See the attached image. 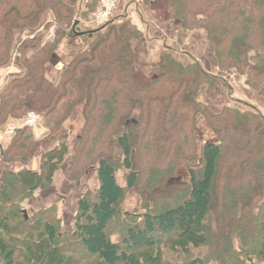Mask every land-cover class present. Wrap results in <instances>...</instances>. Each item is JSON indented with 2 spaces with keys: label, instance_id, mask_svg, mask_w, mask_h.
<instances>
[{
  "label": "trees",
  "instance_id": "trees-1",
  "mask_svg": "<svg viewBox=\"0 0 264 264\" xmlns=\"http://www.w3.org/2000/svg\"><path fill=\"white\" fill-rule=\"evenodd\" d=\"M143 1L164 4L174 29L202 31L217 74L195 61L182 64L172 51L161 53L145 73L137 52L143 33L126 14L87 30L43 108L49 132L40 146L48 148L59 135L57 146L43 153L40 172L24 165L0 175V264H264V115L249 105L211 112L198 100L202 86L221 83L232 100L223 79L232 72L264 99V0ZM77 10L63 0H0V63L9 58L16 33L35 31L46 21L64 28ZM40 38L22 64L27 74L0 95V126L26 117L61 41ZM202 117L211 140L196 124ZM79 118L71 164L78 163L77 170L96 164L98 189L78 201L75 227L63 228L53 206L26 215L23 204L53 184L68 155L64 122ZM29 128L16 130L4 159L26 153V164L34 144ZM113 148L120 160L102 157ZM120 169L127 171L124 186L117 180ZM180 169L189 179L172 185ZM127 190L139 192L145 211L112 240Z\"/></svg>",
  "mask_w": 264,
  "mask_h": 264
},
{
  "label": "rangeland",
  "instance_id": "rangeland-1",
  "mask_svg": "<svg viewBox=\"0 0 264 264\" xmlns=\"http://www.w3.org/2000/svg\"><path fill=\"white\" fill-rule=\"evenodd\" d=\"M83 1V0H82ZM119 1V0H118ZM122 1H126L129 2L130 4H143L146 6V4H144V1L142 0V2H133V1H129V0H122ZM85 4H83L82 9L81 8H77L80 9L77 10L78 12H76V17H74V19L71 21V23L69 22V24H67V26H64V28L57 22L52 21L53 23H55V30H54V38L52 41H50V43H52L55 40H61L63 38V34L66 35L68 37V33L71 30L72 26H73V21H79V23L81 21H86L89 16H91L96 8L99 5V0H85ZM68 5V4H67ZM70 6V5H69ZM148 8H150V6H148ZM151 9H154L155 13H162V16L159 15H154L155 17H157L158 19H168L167 15H166V10L164 7V4L159 3L157 4L155 7H151ZM165 13L166 16H163V14ZM123 16V15H122ZM122 16L117 17V19H121ZM169 21V20H168ZM133 24V23H132ZM177 30H181V29H177ZM184 32H188L187 30H181ZM27 33H34V31H26ZM47 33V30L45 32V34ZM44 34V36H45ZM42 38V37H41ZM44 38V37H43ZM65 38V37H64ZM63 38V39H64ZM67 39V38H66ZM73 39V37H72ZM84 43V40H82ZM205 41L207 42V40L205 39ZM208 43V42H207ZM83 45V44H81ZM174 45V50L172 51V53L174 54L175 57L178 58V60L184 64L187 65L193 61L200 63V65L203 67V69L209 73V74H217L218 72V67H217V60L215 58V56H211L210 59H208L207 61H203L201 60V58H197L194 56V58L191 59V61L189 62H185V60H183L182 58H180V53L181 51L185 50L184 48V42L181 39V41L178 42V46L183 47V50L180 47L175 46L176 44L173 43ZM208 45V44H207ZM34 45L31 46H24L21 50L22 53L20 54L17 63L19 66H21V68L23 69V65L25 66V64L27 63V61H29L27 58L31 56V54L33 52L36 51V48L34 47ZM80 47V46H79ZM82 47V46H81ZM69 49H71L69 47ZM69 49H67L65 51L64 54H62L60 56L59 59H57L56 61H54V65L52 67H49L48 65L46 66V73L44 76V80L42 81L41 86L43 85L44 81L47 79L49 82H47L46 84H44L47 88H45L43 86V88L41 89L46 90L45 92V96L46 99L48 98L49 101H46L44 103V105L41 104V99L39 98L36 100H34V96L32 97V99L27 103L29 104L30 110L28 111V113H32V112H37L40 113L41 115L44 114V110L43 108L45 106H47L49 104V102L51 101L53 94L55 92V85L58 81L57 77L59 75V73L61 72V70H63V68H65L70 62L71 60L74 58V56L76 55V52L69 54ZM68 52V54L66 55V53ZM167 52V51H166ZM170 53V52H169ZM23 54V55H22ZM60 54V53H59ZM66 55V56H65ZM139 58V57H138ZM8 58L5 61H2L0 63H6ZM57 63H61L62 69L58 68V65H56ZM23 64V65H22ZM24 71V75L27 74V70L23 69ZM151 73V72H150ZM142 75V74H141ZM231 75H237L235 72H232ZM231 75H225V77L223 78L224 80H226L225 82L228 85V81L231 79ZM143 77V75H142ZM144 78V77H143ZM137 79H141L140 74L138 73ZM141 83L145 84L146 80H142ZM224 83L219 84V86L217 87H210L209 85H204L202 86V88L199 91V97L198 100L200 101V103L202 104L203 108L205 106H207L211 112H214L213 109L216 108V110H220L223 107V103L229 102V98L226 95V87L224 86ZM236 85V84H235ZM233 85V88L234 86ZM240 88L243 89V87L239 84H237ZM40 86V88H41ZM39 88V89H40ZM39 89L37 91H39ZM40 90V91H41ZM244 91L240 92L238 91H234L231 89L232 91V100L231 102L233 103L231 107H236L240 110H247L249 109L246 105H249L251 107L256 108L261 114L264 115V99L259 100L258 96L253 92V90H250L248 88V90L246 88L243 89ZM36 91V93H37ZM206 91V92H205ZM210 92L208 94H205L207 92ZM35 93V94H36ZM34 94V95H35ZM51 96V97H50ZM229 102V103H231ZM216 103H219L218 105H216ZM214 105V106H213ZM41 106H43L41 108ZM34 114V113H33ZM41 122L40 125L38 126V130H36V127H30V132H31V140H33L32 147H31V170H33L34 172H40V165H41V158L43 153L50 151L51 149H53L54 147H56V143L58 140V136H56V138L50 143L48 148H43L40 145H42L44 142L42 141V139H45L48 135V127H46L43 123V115L40 116ZM203 118V117H202ZM200 129V132L203 133V137L205 140H211L212 136L211 133L208 130V127L206 125V122L204 121V118L200 121H198L196 123ZM64 128H66L67 130V135L66 140H64V143L66 145H68V155L65 156V159L63 161V163L60 165L59 170L55 173L54 179H53V184L48 187L47 189L44 190H36L34 196L29 199L31 200V209L27 208V203L25 202L23 204V208L25 210V214L28 215L32 212H34L36 209H41L43 207H49V206H53L54 208V212H56V217L59 218L61 220V223L63 225V228L65 227H71L74 228L75 227V216L78 210V201L81 200L82 198H87V197H91L92 195H94L98 189V181H97V176H96V168L97 165H91L90 163H87V165H85L83 168L77 170V164H71L74 161V157H76V144H77V140H76V135H78V132L80 131L82 124H81V119H75V120H66L64 122L63 125ZM16 129H19V127H16ZM16 132V130L12 133L14 134ZM64 134V133H63ZM52 136H54V134H51L50 137L53 138ZM46 140V139H45ZM76 142V143H75ZM56 145V146H55ZM36 148V150H35ZM110 150V149H109ZM112 154L110 155H104L102 156L103 158H107L108 156H113L114 157V161H118L120 160L119 158V153L116 149H112L111 151ZM26 153L21 154V158H23L22 155H25ZM8 158V159H7ZM19 158V157H18ZM5 159L7 160H13L16 159L13 158L11 156H7L5 155ZM20 159V158H19ZM22 159H20V161H22V163L24 162ZM28 160V159H27ZM26 162V161H25ZM147 171L145 170L144 175L140 174V184L142 183L143 177L145 179L146 177V173ZM116 175H117V180L119 182L120 185L124 186V178H125V174L127 173V171L124 170H119L116 171ZM175 177L174 180L171 181L172 185L177 184V183H181V182H187L189 179V176L187 174V171L185 169H180V170H176L175 171ZM74 175L76 177H74ZM177 178H179L180 180H178ZM27 200V201H29ZM142 200H140L139 197V192L137 190H127L125 192L124 198L121 201V204L119 205L121 212V216L118 217V219L116 220V223L114 224V227L111 233V239L112 240H116L117 239V235L120 233L121 230L124 229V227H129L130 223L131 225L133 223H135L133 220V216L135 215L136 218H140L138 216H141L142 213H144V208L143 205L145 204L143 201L141 203ZM139 219H137L136 221H138ZM159 237V235H158ZM162 248V247H160ZM78 252L79 255H84L85 252L83 251V249L81 247H77L75 248ZM144 250L138 251L136 253L137 256H142ZM203 252V250H201V253ZM18 256V255H17ZM19 257L21 258L22 255L19 254ZM254 263V262H253Z\"/></svg>",
  "mask_w": 264,
  "mask_h": 264
},
{
  "label": "crops",
  "instance_id": "crops-1",
  "mask_svg": "<svg viewBox=\"0 0 264 264\" xmlns=\"http://www.w3.org/2000/svg\"><path fill=\"white\" fill-rule=\"evenodd\" d=\"M63 2L72 6L75 9H82L83 4L86 3L85 0H63ZM123 14H126L130 18L131 22L143 33L141 41L137 44V52L139 57V69H141L145 73L152 72V68L154 69V65L157 62L158 56L161 53L174 50L175 47L173 43L176 44L175 46L180 47L183 50V47L178 46V42L181 41V39L184 42L185 50L180 52L182 53L180 54V58L185 60V62L191 61L194 56L197 58H201V60L205 62L212 56V51L210 49L209 44L205 41V36L202 31L184 32L181 30L174 29L169 23L168 19H166V17L165 19H158L157 17H155L154 15L162 16V13H155L154 9H151V7L148 8V6H145L143 4L136 5L119 0L117 1L116 6L114 8L113 16L117 18L119 16H122ZM163 16H166L165 13L163 14ZM51 24H53L52 21L44 22L32 34L27 32L15 34L11 53L7 60L8 62L0 65V95L5 90L11 80L24 76L23 69L17 63V60L20 54L22 53V48L24 46L34 45L36 43V40L40 37H42L40 38L42 43H47L44 41L43 37L46 30L51 27ZM79 29L80 31L85 32L94 28L89 27L88 29H86L82 24H79ZM66 38L61 39L60 43L57 45L53 54L54 57L52 56L53 58L48 63L49 67H52L54 65V61L59 59L60 56L64 54L67 49H69V47L71 48L68 50L69 54L73 53L74 51L77 52L78 49L82 46L81 44H83L82 40H84L83 37H73V39L72 37ZM67 54L68 52L66 53V55ZM56 65H58V68L59 66H63L61 63H57ZM231 76L232 77L228 81V84L232 90H239L240 92L244 91V88L248 90V88L244 84V79L242 77L238 75ZM47 82L49 81L46 79L39 91H37V93L33 97L35 102L37 99L43 97V99L40 100L42 105H44L46 101H49L48 98L46 99L45 96L46 90H41L43 86L47 88L44 85ZM237 84L241 85L243 89L240 88ZM233 85H235L234 88ZM208 93L210 92L208 91L205 94ZM228 101L231 102L230 100ZM229 102L223 103L222 105L229 106L233 104L232 102ZM218 104L219 103H216V105ZM42 107L43 106H41V108ZM32 113H34L36 116H41L40 113ZM25 119L26 117L23 118L21 121L17 120L18 122L15 120H9L8 122L0 126V175L4 171H18L22 169L24 165L31 170V157L28 159L26 164H23L19 158L13 160H5L3 155L4 150L8 147V145H10L14 137V134L6 133V129L10 126H22ZM26 203L28 204L27 208L31 209V200L26 201Z\"/></svg>",
  "mask_w": 264,
  "mask_h": 264
},
{
  "label": "built area",
  "instance_id": "built-area-1",
  "mask_svg": "<svg viewBox=\"0 0 264 264\" xmlns=\"http://www.w3.org/2000/svg\"><path fill=\"white\" fill-rule=\"evenodd\" d=\"M118 0H99V5L96 8V10L92 13V15L89 17L86 21H81L80 23L88 29L89 27H92L94 29L100 28L104 25H106L109 21H111L113 16V11L116 6ZM133 2H142V0H129ZM73 29V28H72ZM47 33L44 36L45 42H50L54 38V30H55V23L51 24V27L47 29ZM40 119V120H39ZM41 119L39 116H36L33 113L28 114L27 120L24 124V126L28 127H36V130H38V126L40 125ZM16 130L14 126L8 127L6 130V133H13Z\"/></svg>",
  "mask_w": 264,
  "mask_h": 264
},
{
  "label": "water",
  "instance_id": "water-1",
  "mask_svg": "<svg viewBox=\"0 0 264 264\" xmlns=\"http://www.w3.org/2000/svg\"><path fill=\"white\" fill-rule=\"evenodd\" d=\"M79 21H75L73 25V37H83L85 35V32L80 31L78 27ZM62 66H59L61 68Z\"/></svg>",
  "mask_w": 264,
  "mask_h": 264
},
{
  "label": "bare ground",
  "instance_id": "bare-ground-1",
  "mask_svg": "<svg viewBox=\"0 0 264 264\" xmlns=\"http://www.w3.org/2000/svg\"><path fill=\"white\" fill-rule=\"evenodd\" d=\"M28 114H30V113H28ZM28 114H27V116H26V119H25V121H24L23 125H22V126H20V127H23V126H24V124H25V122H26V120H27ZM39 120H40V119H39ZM14 127L16 128V126H14ZM20 127H19V128H20ZM25 127H28V126H25ZM7 129H8V128H7ZM7 129H6V130H7ZM16 130H17V129H16ZM10 134H12V133H10Z\"/></svg>",
  "mask_w": 264,
  "mask_h": 264
}]
</instances>
